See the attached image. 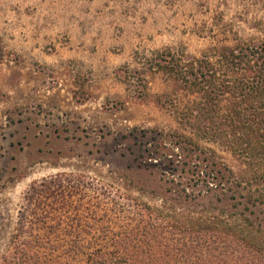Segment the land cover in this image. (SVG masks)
<instances>
[{
	"label": "rangeland",
	"instance_id": "374dc122",
	"mask_svg": "<svg viewBox=\"0 0 264 264\" xmlns=\"http://www.w3.org/2000/svg\"><path fill=\"white\" fill-rule=\"evenodd\" d=\"M239 39L264 40V0H0V260L44 179L63 175L67 199L118 230L135 202L187 197L199 210L204 186L185 161L244 170L226 145L180 122L171 79L153 63L166 48L201 56Z\"/></svg>",
	"mask_w": 264,
	"mask_h": 264
},
{
	"label": "trees",
	"instance_id": "16d2710c",
	"mask_svg": "<svg viewBox=\"0 0 264 264\" xmlns=\"http://www.w3.org/2000/svg\"><path fill=\"white\" fill-rule=\"evenodd\" d=\"M153 59L171 79L180 122L226 145L244 170L210 157L185 161L204 186L199 210L187 197L185 205L135 202L118 230L107 215L90 222L67 199L63 175L44 179L28 191L0 264H264V40L214 45L201 56L166 48ZM106 196L110 210L124 211L120 196ZM58 213L66 225L54 221ZM62 232L70 238L52 237Z\"/></svg>",
	"mask_w": 264,
	"mask_h": 264
}]
</instances>
